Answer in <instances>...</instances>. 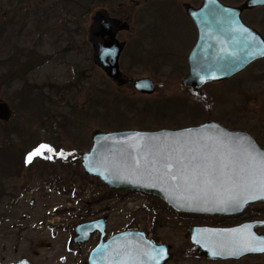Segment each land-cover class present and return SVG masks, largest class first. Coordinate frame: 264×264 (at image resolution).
Returning <instances> with one entry per match:
<instances>
[{
  "label": "rangeland",
  "instance_id": "rangeland-1",
  "mask_svg": "<svg viewBox=\"0 0 264 264\" xmlns=\"http://www.w3.org/2000/svg\"><path fill=\"white\" fill-rule=\"evenodd\" d=\"M39 1H26V9H32ZM43 1L44 6L57 4L59 12L49 8L50 17L43 30L50 26L51 31L36 44L39 34L33 37L27 33L37 27L31 23L24 33L18 34L21 23L18 18L11 19L18 6L10 7L7 13L4 9L9 8L10 0H0V13L8 21L4 33L0 32V73L5 70L6 57L16 48L25 55L30 54L29 50H37L32 59L47 61L28 73L30 86L22 87L24 82L18 79L11 84L0 80V101H5L14 113L10 121L0 120V145L19 155L6 176H2L1 164L10 160L0 155L2 264L24 258L31 264H86L100 235L77 243L73 240L75 227L101 217L107 220L106 236L130 226L140 227L168 244L174 257L165 264H264V254L239 260L208 259L198 253L190 235L192 225H232L244 219H264V202L252 204L241 216L225 221H221L220 215L178 217L144 193L121 191L126 193L123 198H104L110 188L98 177L87 174L81 165L82 153L91 147L95 130L175 129L216 120L264 141V59L231 78L206 83L197 91L182 83L188 70L187 57L197 38L196 26L186 14L184 3L198 6L202 0H91V8L84 14L80 5L69 4L78 17L67 27L65 21L69 18L64 19L66 12L62 11L60 0ZM223 1L240 4L244 0ZM2 5L6 8L2 9ZM98 10H106L110 16L129 24L117 34L120 41L127 43L120 60L122 74L129 79L124 85L93 63L89 28ZM244 17L264 33V7L247 11ZM71 33L73 42L69 43ZM16 63L14 69L21 67L24 60L17 59ZM145 76L155 82L153 93L135 88L134 81ZM50 82L67 86L37 89ZM37 90L49 95H39ZM32 97L37 102L32 100L34 106L30 107ZM97 99L99 106L105 101L102 109H95ZM162 100L172 109L165 106L168 112L163 113H159L164 110L161 108L150 109ZM182 103L185 111H174L173 105ZM196 103H200L202 112L193 117L191 111ZM128 106L135 109L128 111ZM116 107L129 113L119 116ZM93 111H99V116L94 117ZM154 112L159 114H151ZM123 118L124 124L115 126L114 119ZM5 136L7 139H3ZM42 145L51 151L41 150ZM37 150L41 154L29 161L28 157ZM155 215L161 218L156 229ZM258 231L264 233V226L258 227Z\"/></svg>",
  "mask_w": 264,
  "mask_h": 264
},
{
  "label": "water",
  "instance_id": "water-1",
  "mask_svg": "<svg viewBox=\"0 0 264 264\" xmlns=\"http://www.w3.org/2000/svg\"><path fill=\"white\" fill-rule=\"evenodd\" d=\"M259 6H264V0H244L235 5L222 0H202L198 7L185 3L186 13L199 31L198 40L188 55L190 67L182 79L185 86L200 87L208 82L223 81L252 62L264 59V36L242 17L244 11ZM128 27L127 22L116 21L108 11L98 10L89 29L95 63L118 84H124L127 78L120 70L124 43L116 38V33ZM134 85L143 93L156 90L154 80L148 76L137 78ZM12 115L10 106L1 100L0 120L8 122ZM261 153H264V147L250 132L233 130L216 120H207L177 129L95 130L91 147L82 153L81 165L87 174L98 177L110 189L158 196L180 213L236 215L249 205L264 202V199L253 198L260 195L257 189H233L223 176L211 184L202 176L192 179L191 165L186 179L181 176L172 179L162 164L167 162V157L177 155L186 157V164L188 158L196 156L197 160L192 164H202L200 158L207 155L214 161L228 158L237 165L247 166L249 154L257 156ZM171 174H176L175 164ZM233 197L240 201V206L230 202ZM259 226H264L263 219L226 227L192 225L191 241L198 253L208 259L239 260L248 255L264 254H227L233 241L239 239L238 234L250 236L253 242L264 240V233L257 230ZM106 227L104 217L75 227L74 242L77 243L100 234L86 264H165L174 257L167 244L154 242L143 230L125 229L106 237ZM245 229L247 232L243 231ZM213 252L220 254L213 255ZM10 264L31 263L24 258Z\"/></svg>",
  "mask_w": 264,
  "mask_h": 264
},
{
  "label": "trees",
  "instance_id": "trees-1",
  "mask_svg": "<svg viewBox=\"0 0 264 264\" xmlns=\"http://www.w3.org/2000/svg\"><path fill=\"white\" fill-rule=\"evenodd\" d=\"M26 1H28V0H17L16 2L13 1V0H10V2H9V8L7 9L6 7H4L5 5H2V9L3 8H6L4 10L8 13L10 11V7L18 6V7H16L18 11L16 10L15 14L11 16V19L18 18L19 19L18 21L21 23V27L19 28L18 34L24 33L23 30L26 29V28H28L29 25L31 23H33V25L35 27H37V28L34 29L31 33H27V34H28V36H33V37L36 34H39L38 35L39 37H37L36 40H35V42L37 44V40L40 41L43 37L46 36L45 34L47 32L43 30V26L47 23V21H48V19L50 17L49 8L55 9L57 11V13H58L59 12L58 11V5L57 4H53V5H49V6L46 5L47 6L46 7V6L43 5V3H45V1L41 0V1L38 2V4H36V3L33 4V7H32L33 10H32V9H26V7H25L26 6L25 5V2ZM90 3H92L91 0H60V4L62 6L61 7L62 8V11L63 12H66V14L64 15V19H66L65 16H67V18H69V20H66L65 21L66 27L68 26L67 24H70L72 22V20H75L76 21L77 20V17H78L77 16L78 12H74V9H72L73 7L72 6H69V4H71V5H77V6L80 5L79 7H80V10H81V13H83L86 10H87V12H89V9L91 8L90 7ZM25 9H26V11H24ZM59 10H60V7H59ZM55 13L56 12H53V14H55ZM6 26H8L7 16H4V15L2 16V14L0 13V32L4 33V30H5ZM49 29H50V26H49ZM43 31H44L45 34H43ZM72 37L73 36H72V33H71L70 38H68L69 39L68 40L69 43H72L73 42V40L71 39ZM29 52H30V54H28V55L26 54L27 57L25 59V56H26L25 53H23L22 51L20 52L19 51V48H16V52L14 51V53L11 56H9V57L7 56L6 57V59H5L6 66L3 67V69H5V70H3L2 73H0V80L3 83L11 84L14 81H16V79L23 80V82L25 84L27 83V79L26 80L24 79V76H25L26 71L24 69H22L23 72L21 73L19 71L20 69L18 71H17V69H14L15 70V72H14L12 68L17 66L16 65L17 64L16 63L17 62V59L19 61L24 60V63H22L24 66H25V64H27V63L29 64V62L34 61V59H32V56H36L37 55V50H29ZM8 66H9V69H8ZM54 86H56V85H53V87ZM22 87H25L24 84H23ZM37 92H38V90H37ZM117 96L118 95H116V97ZM117 98H119V97H117ZM28 99H29V97H28ZM32 100H34L35 102H37L36 101L37 98L36 97L30 98V102H31L30 107H33L34 106L33 103H32ZM98 100L99 99L95 100V109L96 110H98L99 108L102 109L103 106H101V105L105 103V101L102 100L101 105L99 106L97 104ZM165 106H168V108H169V104H167L164 100H162V101H160V102L157 103V106L154 105V106L150 107V109L151 108H161V110L162 109H164V110L160 111L159 113L168 112V111L165 110V109H167V107L164 108ZM173 106H174V108H173L174 111H176L177 113H181V112H184L185 111L183 109L184 108L183 105L182 106H180V105H173ZM40 107L43 108V105L40 104ZM114 109L119 112V113H117V114H119V116H122L124 114L127 115V113H129L128 111H133L135 108H132L131 106H128V108H127L128 111L127 110L121 111V110H119L118 107H116ZM169 109H172V108H169ZM98 112L99 111H93V114L92 115L94 117H96V116L98 117L99 116V115H97ZM159 113L154 112V113H151V114H155V116H156ZM90 117H92V116H90ZM124 120H125V118H123V119H114V121L116 122L115 123V126H122L124 124L123 123ZM3 128H4V126H3ZM24 136L25 135H22V137H24ZM7 137L5 136V137H3V139H7ZM256 138L259 141V143L264 147V141L261 140L260 138H258L257 136H256ZM3 147L4 146H1L0 145V151H1L0 152V155H5L10 160V161H8V163L6 161V163L3 162L1 164V166L3 167V170L2 171L4 173L2 176H6L7 174H5V173L8 171L9 167H11V165H13L12 164V161L13 160L16 161L18 159L19 155L15 154L14 152H12L10 150L5 151L6 148L3 150ZM23 165H24V163H23ZM131 192H133V191H130V192H127V193H131ZM114 195H119L120 197L123 198L126 195V193H121L117 189H108V192L105 195H103V197L107 199V198H110V197H112ZM146 195H148V194H146ZM148 196L154 197L157 200H159L163 204L164 207H166L167 209L171 210L173 212V214L176 215V216H178V217L194 216V215L186 214V213H178V212L172 210L171 208H169L168 205L161 198H159L157 196H153V195H148ZM228 217H230V216H222L221 218H223V219H221V221L222 220L225 221L226 218H228ZM157 221H160L161 222V218L159 219L158 216H156V219L154 220V222H155V225H154L155 229H156L157 224H158ZM215 223H218V221H215ZM224 224H226V223H224ZM129 228H131V226ZM154 240L155 241H159V238L156 236V237H154Z\"/></svg>",
  "mask_w": 264,
  "mask_h": 264
},
{
  "label": "snow or ice",
  "instance_id": "snow-or-ice-1",
  "mask_svg": "<svg viewBox=\"0 0 264 264\" xmlns=\"http://www.w3.org/2000/svg\"><path fill=\"white\" fill-rule=\"evenodd\" d=\"M46 149L51 151L47 146L42 145L41 150ZM41 151L37 150L33 152L28 160L31 161L33 156L40 155ZM186 157L177 155L175 158L169 156L166 158L167 162L162 166L169 170V174L172 179H176L177 176L181 178H187L185 174L189 172V166L191 165L192 179L197 176L205 177L206 182L211 184L213 181L218 180L223 176L233 189H246L255 188L259 191L260 195H254V199H264V153L257 156L249 154L248 165H237L228 158H221L219 161H214L207 155L202 156V164L193 165L192 162L197 160L196 156L188 158V163L185 161ZM173 164L176 165V174H171ZM231 203L235 206H240V201L235 197L231 198ZM247 202L246 200L244 201ZM247 232V229L243 230ZM239 239H235L231 248H229L227 254L238 256L243 255L245 252H264V240L259 242H253L250 236H244L238 234ZM220 253L213 252V255Z\"/></svg>",
  "mask_w": 264,
  "mask_h": 264
},
{
  "label": "flooded vegetation",
  "instance_id": "flooded-vegetation-1",
  "mask_svg": "<svg viewBox=\"0 0 264 264\" xmlns=\"http://www.w3.org/2000/svg\"><path fill=\"white\" fill-rule=\"evenodd\" d=\"M185 3H189V2H185ZM185 3H184V7H185ZM201 3H202V1H201ZM201 3L198 5V6H200L201 5ZM191 4V3H190ZM193 5V4H192ZM195 6V5H194ZM198 6H196V7H198ZM259 7H264V6H259ZM259 7H257V8H259ZM256 9V8H255ZM252 10H254V9H252ZM185 11H186V9H185ZM247 11H251V10H246V11H244L243 12V14H242V17H243V20L246 22V23H248L249 25H251V26H254V27H256L255 25H253L249 20H247L245 17H244V15H245V12H247ZM109 13V12H108ZM187 14V13H186ZM188 15V14H187ZM189 16V15H188ZM112 18H114L113 16H111ZM189 18L192 20V18L189 16ZM115 19V18H114ZM116 21H119V20H117V19H115ZM119 22H121V21H119ZM192 22L194 23V21L192 20ZM92 23H93V21H92ZM195 24V23H194ZM92 25V24H91ZM196 26V25H195ZM261 33H262V35L264 36V33L258 28V27H256ZM90 29V28H89ZM127 29V28H126ZM126 29H121V30H119L117 33H116V38H117V34L120 32V31H122V30H126ZM196 30H197V38H196V41H195V43H194V45L196 44V42H197V40H198V37H199V31H198V28L196 27ZM44 31H46V32H48V31H51V28L49 29V28H46V29H44ZM44 31H43V34H45L44 33ZM46 36H47V33L45 34ZM45 36V37H46ZM106 37H108V36H106ZM44 38V37H43ZM118 39V38H117ZM119 40V39H118ZM120 41V40H119ZM89 42H90V44H91V48H92V58H93V63H95V60H94V52H95V48H94V43L90 40V35H89ZM120 42H123L124 43V49H123V51H122V53H121V57H120V60H121V58L123 57V55H124V52H125V48H126V46H127V43L126 42H124V41H120ZM194 45H193V47H194ZM192 47V48H193ZM192 48H191V50H192ZM190 50V51H191ZM43 55V54H42ZM138 56H140V51H138ZM45 58H47L46 56H45ZM187 60H188V57H187ZM257 61V60H256ZM44 62H47L46 60H43V58H42V60L41 59H39L38 60V62H36V61H31V62H29V64L27 63V64H25V66H23V65H21V67L19 66L18 67V69H17V71L19 70L21 73L23 72V70L22 69H24L25 71H26V73H25V76H24V79L26 80L27 79V83L25 84V83H23L24 84V86H30V83H29V79H28V73L33 69V68H35V67H37V66H40V65H42ZM255 62V61H254ZM253 63V62H252ZM251 63V64H252ZM32 64V65H31ZM96 64V63H95ZM17 65V64H16ZM189 62H188V70H189ZM248 67V66H247ZM246 67V68H247ZM14 68L15 67H13L12 69H13V71L15 72V70H14ZM245 68V69H246ZM244 69V70H245ZM120 70H121V66H120ZM187 70V71H188ZM243 71V70H242ZM241 72V71H240ZM239 72V73H240ZM121 73H122V70H121ZM187 73V72H186ZM185 73V74H186ZM15 74V73H14ZM238 74V73H237ZM123 75V74H122ZM236 75V74H235ZM79 76H80V74H79ZM124 76V75H123ZM125 77V76H124ZM127 78V77H126ZM129 81V79L127 78V81L124 83V84H126L127 82ZM15 82V81H14ZM13 82V83H14ZM20 82H23V80H20ZM123 84V85H124ZM53 85H56V86H54V87H59V88H64V87H66L67 86V84H65V83H63V84H59L58 82H50V83H45L44 85H41V86H38V88L37 89H40V88H43V87H50V88H53ZM203 86V85H202ZM202 86H200V87H191V86H187V87H189V88H191V89H194V90H197V91H199L200 89H201V87ZM42 91H43V89H42ZM42 91H38V93H39V95H49V94H44ZM197 96V95H196ZM198 97H200L199 95H198ZM177 102V101H176ZM179 102V101H178ZM180 103V102H179ZM181 105V104H180ZM182 105L183 106H185V104L184 103H182ZM12 112H13V110H12ZM199 113V115L201 114V112H202V108H201V105H200V103H196L195 105H194V110L193 111H191V115H193V117H195L194 115H195V113ZM14 114V113H13ZM12 117H13V115H12ZM12 119V118H11ZM10 119V120H11ZM193 125H198L197 123L195 124H189V125H185V126H179L178 128H182V127H187V126H193ZM256 137V136H255ZM32 203H34V200H32ZM191 215H194V214H191ZM196 215V214H195ZM242 215V213H240V214H236V215H227V216H230V217H238V216H241ZM222 216V215H221ZM245 221H248V219H244V220H242V221H239V222H236V224H232V225H237V224H240V223H242V222H245ZM0 223H1V219H0ZM232 225H218V226H232ZM0 264H2V260L0 259Z\"/></svg>",
  "mask_w": 264,
  "mask_h": 264
}]
</instances>
